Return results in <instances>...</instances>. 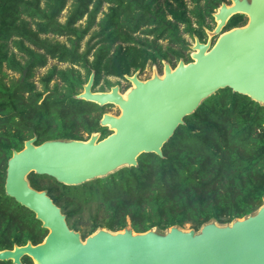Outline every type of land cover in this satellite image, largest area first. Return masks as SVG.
I'll return each instance as SVG.
<instances>
[{
    "label": "trees",
    "instance_id": "1",
    "mask_svg": "<svg viewBox=\"0 0 264 264\" xmlns=\"http://www.w3.org/2000/svg\"><path fill=\"white\" fill-rule=\"evenodd\" d=\"M226 1L72 0L61 23L68 0H0V251L40 244L48 234L33 212L5 194L13 151L32 138L40 145L87 141L94 133L107 137L111 132L99 125L105 106L75 98L90 74H95L94 90L101 78L124 79L148 64L191 62L183 34L205 42L208 21ZM99 13L103 16L96 22ZM84 17L85 26H78ZM245 22L235 15L226 30ZM94 26L91 38L97 42L80 51ZM48 35L64 37L69 46ZM48 59L68 66L49 68L38 79L39 89L33 79ZM27 179L33 189L47 193L82 240L98 229L197 231L210 221L229 224L255 212L264 200V107L226 88L184 119L161 157L141 154L136 167L79 186L34 173ZM23 264L33 263L24 258Z\"/></svg>",
    "mask_w": 264,
    "mask_h": 264
},
{
    "label": "water",
    "instance_id": "2",
    "mask_svg": "<svg viewBox=\"0 0 264 264\" xmlns=\"http://www.w3.org/2000/svg\"><path fill=\"white\" fill-rule=\"evenodd\" d=\"M213 13V46L194 39L191 62L175 68L163 63V75L141 81L125 76L132 87L121 94L93 91L92 72L76 99L114 105L119 116L103 114L99 125L111 131L88 141L56 139L35 145L25 141L7 161L5 194L35 214L48 230L42 243L0 251V261L21 264H264V200L252 214L220 225L210 221L195 230L173 226L135 233L130 228L112 232L98 229L82 240L69 228L45 191L33 189L28 175L46 176L56 183L79 186L105 178L125 167H136L141 154L162 156L163 146L184 119L201 103L226 88L264 107V0H230ZM235 15L247 24L222 32Z\"/></svg>",
    "mask_w": 264,
    "mask_h": 264
},
{
    "label": "rangeland",
    "instance_id": "3",
    "mask_svg": "<svg viewBox=\"0 0 264 264\" xmlns=\"http://www.w3.org/2000/svg\"><path fill=\"white\" fill-rule=\"evenodd\" d=\"M71 2H72V0H68L65 9L62 11V13L59 16V19L58 20L61 23L65 22V20H66V17H67V14H68V9L70 7ZM227 5H230V4H227ZM190 8H192V6H190ZM106 11H107V5H104V7L102 9V12H106ZM102 16H103V14L102 13H99L98 16H97L96 22H98L99 19L102 18ZM245 21L246 22H245V24L243 26H245L247 24V21H248L247 18H246ZM208 22H209L208 25H209L210 29H206L205 30L206 39H205L204 44L210 43V45L213 46L215 44V42L217 41L218 36H216V35L215 36H211L210 33H212L214 31L215 26H216V22L214 21V18H213V20H210ZM85 24H86V17H84L78 23V26L80 25L81 27H84ZM97 29H98V27L97 26H94L87 33V35L84 37V39L81 42L80 51H84L86 49V47H87L88 44L89 45H92L95 42H97L98 39H92L91 38L93 32H95ZM227 31H229V30H227ZM140 36L143 37V35H140ZM47 37L48 38H51V39H55L56 41H59L61 43H65L66 45L69 46V43L66 41V39L64 37H57V36H53V35H48ZM183 37L185 38V40H186V42L188 43V46H189V50H187L185 53L188 54V56L190 57L191 56V52H192L191 46L194 45V39L196 37L191 38L188 35H184V34H183ZM149 38L152 39L151 37H149ZM201 43H203V42L201 41ZM159 44H161L162 46L165 47L168 44V42L167 41H159ZM163 63H168L172 69L175 68L177 66V64H178V62L175 61L174 59L171 60L170 62L162 61L159 65L158 64H153V65L152 64H148V65H146V67L144 68V70L142 71V73H140L138 71L135 74H137L138 79L141 80V81H146V80L152 78L154 75L162 76L163 75ZM184 63L186 64V63H189V62H184ZM173 64H174V66H172ZM53 66H57L58 68H65V67L68 66V64L59 63L55 59H48L47 60V65L44 68H40V69H37L36 70V74H35V77L33 79L36 82V84H37V86H38L39 89H41V86L38 83V79L42 75H44L49 68H51ZM105 79L108 80L110 84H112V87L117 86L119 88V92L121 94H123V95L132 87V84L129 81H127L126 79H120V78H114V77H106V78H101L100 79L99 84L96 86V88L93 91H95V92H98L100 90H103V92L110 91V89L112 87L111 88H108L106 86L105 81H104ZM52 84L50 86H52ZM105 111H106L107 114H110V115H113V116H119V114H120V110L118 109L117 106H114V105H107V106H105ZM94 134H97L99 136V139H100V134L99 133H94ZM94 134H92V135H94ZM84 136L86 137V135H84ZM87 219H88L87 214H84L82 216V220H81V222H82L83 225L87 222ZM185 230H188V229H185ZM75 232H78V231H75Z\"/></svg>",
    "mask_w": 264,
    "mask_h": 264
},
{
    "label": "flooded vegetation",
    "instance_id": "4",
    "mask_svg": "<svg viewBox=\"0 0 264 264\" xmlns=\"http://www.w3.org/2000/svg\"><path fill=\"white\" fill-rule=\"evenodd\" d=\"M225 4H230L231 3V1L230 0H227L226 2H224ZM244 16V15H243ZM246 16H244V19L246 20ZM226 26H227V24H226ZM226 26H225V28L222 30V32H226L227 30H226ZM240 27H243V26H240ZM236 28V27H235ZM204 43V42H203ZM136 73V72H135ZM134 73V74H135ZM134 74H132V75H134ZM131 75V76H132ZM124 79H126L125 77H124ZM128 81V80H127ZM12 250V249H11ZM3 251V250H2ZM23 258H21V264H23ZM4 262H8L9 264H13V262L12 261H0V263H4Z\"/></svg>",
    "mask_w": 264,
    "mask_h": 264
},
{
    "label": "bare ground",
    "instance_id": "5",
    "mask_svg": "<svg viewBox=\"0 0 264 264\" xmlns=\"http://www.w3.org/2000/svg\"><path fill=\"white\" fill-rule=\"evenodd\" d=\"M126 94V93H125Z\"/></svg>",
    "mask_w": 264,
    "mask_h": 264
}]
</instances>
